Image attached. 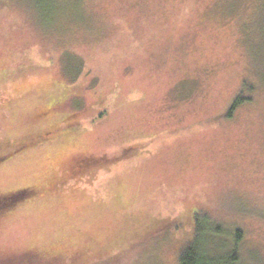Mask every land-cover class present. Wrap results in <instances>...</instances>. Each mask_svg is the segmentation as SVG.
Masks as SVG:
<instances>
[{"label":"rangeland","instance_id":"obj_1","mask_svg":"<svg viewBox=\"0 0 264 264\" xmlns=\"http://www.w3.org/2000/svg\"><path fill=\"white\" fill-rule=\"evenodd\" d=\"M53 130L0 264H264V0H0V144Z\"/></svg>","mask_w":264,"mask_h":264},{"label":"trees","instance_id":"obj_2","mask_svg":"<svg viewBox=\"0 0 264 264\" xmlns=\"http://www.w3.org/2000/svg\"><path fill=\"white\" fill-rule=\"evenodd\" d=\"M242 98L238 95L231 106V109H235L238 105H240ZM58 135L55 130L48 131L44 133H40L34 138H28L24 140L17 141L11 144H0V163L4 161V159L12 156L18 151L30 146L34 145L43 140L49 139ZM37 193V189L34 187H23L17 190H12L6 193L0 194V215L3 213H7L10 210L14 209L18 205L30 200L34 194ZM236 256H234L235 258ZM178 264H220L213 259L210 255H208L202 248L201 244L197 242H193L188 244L181 252L178 258Z\"/></svg>","mask_w":264,"mask_h":264},{"label":"flooded vegetation","instance_id":"obj_3","mask_svg":"<svg viewBox=\"0 0 264 264\" xmlns=\"http://www.w3.org/2000/svg\"><path fill=\"white\" fill-rule=\"evenodd\" d=\"M72 171H73V170H72ZM73 173H75V172L73 171ZM73 173H72V174H73Z\"/></svg>","mask_w":264,"mask_h":264}]
</instances>
